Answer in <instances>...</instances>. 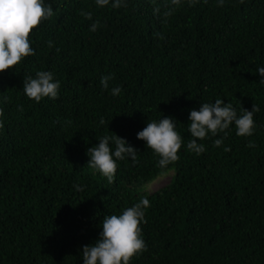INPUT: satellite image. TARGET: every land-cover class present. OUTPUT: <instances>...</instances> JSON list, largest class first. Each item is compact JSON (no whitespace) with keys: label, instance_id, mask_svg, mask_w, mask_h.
I'll return each mask as SVG.
<instances>
[{"label":"trees","instance_id":"obj_1","mask_svg":"<svg viewBox=\"0 0 264 264\" xmlns=\"http://www.w3.org/2000/svg\"><path fill=\"white\" fill-rule=\"evenodd\" d=\"M44 2L54 15L30 36L35 54L0 73V264H83L103 219L142 198L146 251L130 264H264V0ZM38 71L59 81L57 99L24 94V78ZM105 75L114 77L107 90ZM217 98L238 116L258 107L253 135L237 136L232 124L220 147L223 133L197 140L205 151L196 155L187 149L189 113ZM165 117L183 144L161 168L137 133ZM113 134L138 154L135 164L117 161L110 184L87 165V149Z\"/></svg>","mask_w":264,"mask_h":264},{"label":"clouds","instance_id":"obj_2","mask_svg":"<svg viewBox=\"0 0 264 264\" xmlns=\"http://www.w3.org/2000/svg\"><path fill=\"white\" fill-rule=\"evenodd\" d=\"M95 2L97 6L105 7L109 5L110 0H95ZM189 3L190 5L195 3V0H189ZM218 3L219 6H223L224 0H218ZM171 4L178 7L181 0H171ZM126 6V0H111L113 9ZM174 10L172 8L165 12V16L171 15ZM53 15L51 5H46L44 0H0V73L15 69L26 57L35 54L30 36L34 29ZM84 15L86 19H92L91 12ZM98 26L99 21H95L89 30L95 32ZM48 46L52 47L51 41L48 42ZM257 72L260 77H264V67L257 69ZM112 79H114L112 75L102 76L100 79L102 88L107 90L109 81ZM260 82L264 83V79ZM59 89L60 83L54 80L53 73L50 71H38L35 78L29 76L23 80L24 94L37 103L45 97L57 99ZM120 93L119 86L111 89L113 96H118ZM257 111H259L258 107L253 105L251 111L243 109L242 115L238 116L233 106L220 98H217L214 103L201 104L199 110H191L189 113L188 132L194 139L188 142L187 149L200 155L205 151V147L197 143V140L223 133V137L214 140V146L220 147L232 124L235 125L237 136L253 135L255 129L253 114ZM3 114V110L0 109V116ZM104 123V119L101 118L100 124ZM0 128H3V121H0ZM137 139L143 140L146 147L159 157L158 165L161 168H166L179 160L178 152L183 144V138L176 131V124L171 117L160 119L159 122L146 123L143 130L137 133ZM110 141L114 144V150L110 146ZM247 146L255 145L249 141ZM224 151L227 152L230 149L225 147ZM137 154V150L125 139L113 134L102 137L97 145L87 149V155L90 157L87 165L99 171L111 184L114 182L118 167L117 161L130 158L135 164ZM77 190H82V186H77ZM149 206L148 199L142 198L135 205L123 210L122 214L106 216L102 222L99 239L93 245L83 247V264H130L134 256L146 251L140 225L146 222L144 210Z\"/></svg>","mask_w":264,"mask_h":264},{"label":"rangeland","instance_id":"obj_3","mask_svg":"<svg viewBox=\"0 0 264 264\" xmlns=\"http://www.w3.org/2000/svg\"><path fill=\"white\" fill-rule=\"evenodd\" d=\"M171 175H172V173L170 172V173H167L163 176L158 177L155 181H153L152 183L147 185V191L152 192V191L156 190L157 188L167 184L171 179Z\"/></svg>","mask_w":264,"mask_h":264}]
</instances>
